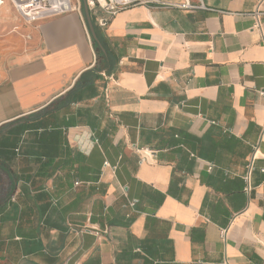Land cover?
Returning <instances> with one entry per match:
<instances>
[{
  "label": "crops",
  "instance_id": "1",
  "mask_svg": "<svg viewBox=\"0 0 264 264\" xmlns=\"http://www.w3.org/2000/svg\"><path fill=\"white\" fill-rule=\"evenodd\" d=\"M203 2L87 8L94 75L82 4L3 0L0 264H263L264 0Z\"/></svg>",
  "mask_w": 264,
  "mask_h": 264
},
{
  "label": "built area",
  "instance_id": "2",
  "mask_svg": "<svg viewBox=\"0 0 264 264\" xmlns=\"http://www.w3.org/2000/svg\"><path fill=\"white\" fill-rule=\"evenodd\" d=\"M13 6L16 13L20 18L27 22L33 23L39 20L47 19L50 17L58 16L78 9V6L73 3L72 0H8ZM85 4L94 17L96 24L99 27H106L111 18L119 11L134 7V6H146L149 8H174L183 11L193 10H205L209 9L203 0H84ZM3 4V0H0V6ZM257 16L258 13L256 12ZM254 27L259 31L260 36L264 39V32L256 21ZM264 96V90L261 91ZM18 150V148H16ZM108 165L107 162H104ZM252 160L248 165V172L244 176L246 182L245 191L251 190L250 186V171L252 170ZM264 171V169H262ZM14 200V197L11 198ZM225 232L222 231L224 236ZM223 264H226L223 262ZM264 264V261H263Z\"/></svg>",
  "mask_w": 264,
  "mask_h": 264
},
{
  "label": "trees",
  "instance_id": "3",
  "mask_svg": "<svg viewBox=\"0 0 264 264\" xmlns=\"http://www.w3.org/2000/svg\"><path fill=\"white\" fill-rule=\"evenodd\" d=\"M96 31V29H95ZM97 38L99 40V42L101 43V45L103 46L102 50L99 45L96 42H92L93 43V47H94V51H95V64L93 66L92 72L91 74H96L97 75V71H99L100 69H102L105 65L110 64L111 62V56H110V51L107 47V45L104 43V41L102 40V37L100 36V34L98 32H96ZM96 71V72H94ZM2 164H0L1 166Z\"/></svg>",
  "mask_w": 264,
  "mask_h": 264
},
{
  "label": "water",
  "instance_id": "4",
  "mask_svg": "<svg viewBox=\"0 0 264 264\" xmlns=\"http://www.w3.org/2000/svg\"><path fill=\"white\" fill-rule=\"evenodd\" d=\"M82 5H83V8H84V10H85V14H86V17H87V20H88V26H89L90 34H91L93 40H94L96 43H98L97 36H96V33H95V29H94L93 23H92L91 20H90L89 13H88V11H87V6H86L84 0H82Z\"/></svg>",
  "mask_w": 264,
  "mask_h": 264
},
{
  "label": "rangeland",
  "instance_id": "5",
  "mask_svg": "<svg viewBox=\"0 0 264 264\" xmlns=\"http://www.w3.org/2000/svg\"><path fill=\"white\" fill-rule=\"evenodd\" d=\"M72 1H73V3H75V4L78 5V6H79V5L81 6V4H82V3H81L82 0H72ZM80 6H79V7H80ZM0 170H1V169H0ZM1 171H2V170H1Z\"/></svg>",
  "mask_w": 264,
  "mask_h": 264
}]
</instances>
